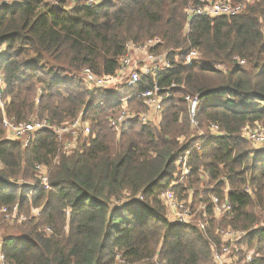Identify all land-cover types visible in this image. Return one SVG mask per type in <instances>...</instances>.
Here are the masks:
<instances>
[{
  "label": "trees",
  "instance_id": "trees-1",
  "mask_svg": "<svg viewBox=\"0 0 264 264\" xmlns=\"http://www.w3.org/2000/svg\"><path fill=\"white\" fill-rule=\"evenodd\" d=\"M198 3L77 0L65 10L53 0H28L0 12V208L17 205L26 217L16 220L19 234L0 235L7 264H213L221 228L246 233L236 243L252 254L247 260L241 249L238 264H264V149L250 148L241 132L245 125L264 127V2L189 21L185 8ZM154 38L160 41L154 51H166L173 65L157 82L176 85L155 126L137 116L148 110L136 94L150 79L112 92L88 91L81 79L84 68L113 74L127 43ZM191 49L200 59L184 66ZM130 94L131 114L112 126ZM186 95L199 97L195 126ZM4 116L53 126L80 116L90 133L68 151L48 128L23 145L7 136ZM210 124L222 134L210 136ZM189 149V173L177 181L176 159ZM37 165L46 168L48 189ZM174 181L180 199L188 190L201 197L209 215L204 231L166 217L158 194ZM212 196L232 204L217 220Z\"/></svg>",
  "mask_w": 264,
  "mask_h": 264
},
{
  "label": "built area",
  "instance_id": "built-area-1",
  "mask_svg": "<svg viewBox=\"0 0 264 264\" xmlns=\"http://www.w3.org/2000/svg\"><path fill=\"white\" fill-rule=\"evenodd\" d=\"M28 0H0V12H4L13 6L24 3ZM56 4L60 5L63 9L68 10L76 5L77 0H53ZM113 0H84L86 5H99L100 3H108ZM257 0H240L233 2L231 0H199L196 5L188 4L185 8V14L189 21L194 16H221V15H236L245 11V9ZM264 2V0H261ZM148 42V47H147ZM159 39L154 38L145 41L142 44L127 43L125 53L120 60L119 67L111 75H95L90 69L84 68L81 72V79L88 91L95 92L96 90L116 91L120 87L134 88L143 80L150 79L151 85L141 89L136 94L137 98H140L148 110L145 112L137 113L139 120L143 124L156 125L159 123L162 117L163 101L169 97V90L176 85L173 83L170 87H160L157 78L173 67L172 61L167 56L166 51H154ZM147 47V48H146ZM200 59V53L197 49H191L186 58L183 60L182 65L189 66ZM235 59H237L235 57ZM4 86L3 78L0 76V110H4L5 100L2 97V89ZM130 94L121 100V107L116 118L110 119V124L116 126L124 123L127 120V116L131 114L128 112V101L133 97ZM184 100L187 102L190 119L192 125H197L195 120V110L199 103L198 95L190 96L186 95ZM2 125L6 129L7 136L14 140H19L26 145L29 140V136L36 130L48 128L52 130L57 139L62 142V148L64 151H68L74 147L76 139L74 138L77 131L82 135H88L90 133L89 121L82 119L78 116L73 121L64 122L59 125H50L45 120L29 119L27 122L16 123L5 116L2 120ZM210 136L217 137L222 134L217 124H210L209 127ZM241 132L243 136L252 142L255 146L264 149V127L255 125H245ZM194 148H200L199 144H196ZM191 149L179 155L176 159V164L180 166V178L184 179L189 173V166L187 165L188 154ZM36 169L39 173L41 184L48 189L46 168L42 165H37ZM178 181V180H177ZM177 181L172 182L168 187L161 189L158 198L166 206L168 210V220L172 223H178L181 225H191L197 229L204 231L207 226V219L209 215L205 212L206 206L202 205V219H194V213L191 208L184 204L182 200L175 194L173 186ZM141 199V196L139 197ZM212 203V217L214 219H220L224 213L231 210V202L225 198L221 200L218 196L211 197ZM0 213L5 219H17L24 221L25 216L18 214V206L2 207ZM34 215H38L39 210L32 209ZM221 237V245L213 243L212 261L213 264H238L239 257L234 254L233 248L235 247L236 240L243 237L246 233L240 230H234L231 228L219 230ZM251 254H246L245 259L249 260ZM0 264H7L5 262L4 254L0 252Z\"/></svg>",
  "mask_w": 264,
  "mask_h": 264
},
{
  "label": "rangeland",
  "instance_id": "rangeland-1",
  "mask_svg": "<svg viewBox=\"0 0 264 264\" xmlns=\"http://www.w3.org/2000/svg\"><path fill=\"white\" fill-rule=\"evenodd\" d=\"M147 47H148V42H147ZM146 47V48H147ZM197 62V61H196ZM158 124V123H157ZM156 124V125H157ZM155 126V125H154ZM249 126H252V125H249ZM253 126H255V125H253ZM259 126H261V125H259ZM263 127V126H262ZM197 133L198 134H201V130H197ZM80 135H82L79 131H77L76 132V134H75V136H74V138L76 139V138H79V136ZM80 138H82V137H80ZM248 145H249V147L250 148H254V149H259V147L258 146H255L252 142H250L249 140H248ZM261 148V147H260ZM177 170H181L180 169V167H178V169ZM180 173H181V171H180ZM202 179H204V180H202V181H206V175L205 174H203L202 175ZM186 178V177H185ZM185 178L184 179H181L180 178V174H179V176H177V180L178 181H185ZM185 185H187V183L185 184ZM208 186V185H207ZM200 187V188H199ZM201 185L200 186H198L197 188H199V189H201ZM187 196L185 195V199H180V200H182L183 202H184V204L185 205H187V206H189L190 208H191V210L193 211V213H194V219H202V217H200L199 216V213H200V211H203L202 210V207L204 206V204L203 203H201L199 200H200V196L199 195H197V196H193V194H192V191H190V190H188L187 191ZM162 203V202H161ZM163 204V203H162ZM164 205V204H163ZM203 205V206H202ZM164 212H165V215H166V217L168 218V210H167V208H166V206L164 205ZM32 213V212H31ZM5 218L3 217V215H1V213H0V222H1V220L2 221H6L7 219H5ZM17 219H14V220H11V219H8V221H7V223L5 222V223H3V222H1V224H0V235L2 234V233H4V232H9V233H17V234H19L17 231H16V229H15V227H16V225L19 223V222H17V221H19V220H17ZM11 221V222H10ZM12 221H16V222H12ZM238 240V239H237ZM236 240V241H237ZM237 243H238V241H237ZM237 243L235 244V247L233 248V252H234V254L235 255H237L238 257H239V254H238V252L242 249L243 251H245L244 252V256L248 253V254H252V250L250 249H248L244 244H241V245H243L242 247H241V245L240 244H238L237 245ZM246 249L247 250H249V251H246ZM241 250V252H240V254L242 255V253H243V251Z\"/></svg>",
  "mask_w": 264,
  "mask_h": 264
}]
</instances>
